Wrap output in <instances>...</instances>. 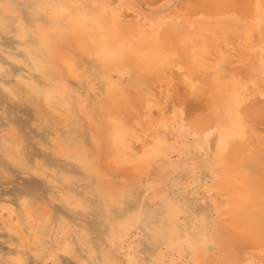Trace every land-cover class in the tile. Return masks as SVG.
<instances>
[{
  "label": "bare ground",
  "instance_id": "obj_1",
  "mask_svg": "<svg viewBox=\"0 0 264 264\" xmlns=\"http://www.w3.org/2000/svg\"><path fill=\"white\" fill-rule=\"evenodd\" d=\"M145 7L170 10L153 15ZM0 8L18 17L16 36L34 69H46L56 83L40 89L19 79L5 86L10 98L20 99V84L32 104L43 94L46 120L75 131L74 137L57 132L54 152L76 157L110 188L165 155L169 124L190 135L199 151L216 134L218 151L205 185L214 195V224L183 239L171 226L170 245L177 252L187 247L191 264H264V0H41L47 20L32 26L12 0H0ZM82 55L101 63L106 87L76 92L73 119L65 89L81 74ZM234 61L246 76L232 68ZM191 99L201 107L194 114ZM14 141L4 154L21 162ZM24 204L30 230L10 206L0 207V221L19 246L37 248L39 213L49 209L28 199ZM180 212L171 208L167 217L175 220ZM59 249L80 262L70 243ZM14 260L24 264L20 255Z\"/></svg>",
  "mask_w": 264,
  "mask_h": 264
},
{
  "label": "rangeland",
  "instance_id": "obj_2",
  "mask_svg": "<svg viewBox=\"0 0 264 264\" xmlns=\"http://www.w3.org/2000/svg\"><path fill=\"white\" fill-rule=\"evenodd\" d=\"M12 1L27 26L35 19L47 20L40 10L41 0ZM156 8L147 7L146 12L158 15L170 10ZM17 28L18 17L0 8V207L10 206L27 230L25 200L47 205L49 213H39L37 248L19 246L18 237L0 221V264H17L14 258L18 255L24 264H191L187 247L177 252L170 245L169 232L173 226L181 239L195 237L214 224V195H209L205 185L211 179L209 163L218 151L217 135L199 151L190 135L169 124L165 155L153 167L118 187H105L96 173L81 168L76 157L54 152L56 133L74 137L75 131L46 120L43 94H35L32 104L23 84L20 99L12 100L5 89L19 79L40 89L56 86L46 69L35 70L27 59ZM34 39L30 36L29 42L36 43ZM12 57L26 62H15ZM231 66L246 76L236 61ZM80 71L82 75L65 89L69 104L64 105L73 119L76 92L90 94L92 89L100 93L106 87L101 63L94 57L82 55ZM188 103L191 113L197 109L193 114L201 109L193 99ZM261 121L264 123V112ZM13 140L21 149V162L4 154V147ZM175 207L181 212L170 220L168 210ZM63 242L73 246L80 262L59 249Z\"/></svg>",
  "mask_w": 264,
  "mask_h": 264
}]
</instances>
